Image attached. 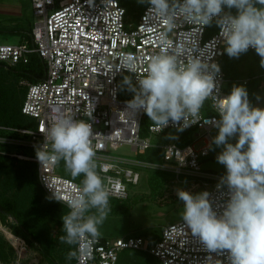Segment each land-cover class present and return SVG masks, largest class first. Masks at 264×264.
<instances>
[{
  "label": "built area",
  "instance_id": "built-area-1",
  "mask_svg": "<svg viewBox=\"0 0 264 264\" xmlns=\"http://www.w3.org/2000/svg\"><path fill=\"white\" fill-rule=\"evenodd\" d=\"M31 5L36 20L30 40L0 43V61L11 65L27 63L31 54L44 61L40 79L21 81L27 87L21 112L34 119L35 124L30 128L0 126V145L21 147L0 152L35 162L41 190L67 207L54 198L63 201L81 183L63 176L59 164L40 165L36 155L22 148L39 151L43 142L40 130L58 117L72 116L92 126L94 163L110 198L127 199V185L138 183L137 168L145 166L172 174L173 187L192 185L200 192L207 191L213 209L220 214L228 199L227 188H217L224 174L202 168V160L210 155L212 132L216 129L213 121L219 119L211 97L204 102L198 118H189L198 121L179 131L174 141L157 144L151 141V134L177 130L178 126L170 121L159 131V126L152 122L146 130L150 135H142L146 113L130 112L126 102L131 98H120L118 85L120 75L128 73L135 80V76L145 72L153 55L166 51L184 63L196 57L209 66L218 64L213 91L220 97L227 96L228 80L221 67L224 45L216 23L197 26L176 17L169 31L163 21L147 12V4L135 21L127 20L129 14L119 0H31ZM162 33L170 42L168 48L161 45ZM125 58L135 63V73L123 67ZM248 79L241 82L246 84ZM185 133H189L188 141L179 143ZM122 145L133 146L135 150L161 149L162 162L148 163L109 154ZM8 240L16 257L0 264H23L29 244L17 235L16 240H10L9 236ZM125 249L146 250L159 264H228L226 250L210 252L199 237L183 226L182 219L164 226L159 238L151 241L141 235L100 236L92 245L91 258L73 259L69 264H117L120 252Z\"/></svg>",
  "mask_w": 264,
  "mask_h": 264
},
{
  "label": "clouds",
  "instance_id": "clouds-1",
  "mask_svg": "<svg viewBox=\"0 0 264 264\" xmlns=\"http://www.w3.org/2000/svg\"><path fill=\"white\" fill-rule=\"evenodd\" d=\"M147 4L155 18L170 31L176 17L185 23L205 26L213 21L219 28L224 52L238 58L249 48L260 57L264 67V0H138ZM235 8L236 12L224 9ZM163 48L170 47L166 34L160 36ZM130 73L136 65L122 61ZM219 66H211L193 57L186 63L162 51L153 55L142 75L124 76L119 87L132 93L127 106L133 114L140 110L159 131L171 121L182 131L198 120L204 102L210 97L219 115L214 120L217 134L212 144L222 146L216 160L226 172L217 188H227L228 199L220 214L213 209L209 193H191L177 188L183 202L180 213L183 226L199 237L210 252H227L228 264H264V108L250 105L246 89L234 85L227 96L214 91V75ZM43 142L36 157L40 165L64 162L72 177L83 175L77 191L63 201L69 211L61 216L62 243L76 246L67 259L91 258L92 245L101 236L99 226L112 209L109 190L96 171L95 152L91 144L90 123L72 116L58 117L41 129ZM236 138L233 144L229 142ZM48 187L49 185L46 184ZM50 189V187H49Z\"/></svg>",
  "mask_w": 264,
  "mask_h": 264
},
{
  "label": "rangeland",
  "instance_id": "rangeland-1",
  "mask_svg": "<svg viewBox=\"0 0 264 264\" xmlns=\"http://www.w3.org/2000/svg\"><path fill=\"white\" fill-rule=\"evenodd\" d=\"M126 7V6H125ZM129 8V7H128ZM130 9V8H129ZM140 9L132 8L128 11L129 21H135L140 13ZM10 42V41H9ZM0 43H8L3 39H0ZM221 67L225 74L230 77L225 83V89L228 90L230 86L241 85V80L246 77L254 75V77L262 76L260 85V95L264 96V67L260 65V57L255 51L248 50L246 53H242L238 58L227 57L221 60ZM131 76L128 73H124L118 78V85H120L124 76ZM242 86V85H241ZM246 88V86H243ZM120 98H132V93L121 89L119 87ZM253 106V104H252ZM147 117V115H145ZM35 124L34 119L24 116V127L30 128ZM217 134V129H214L212 136ZM142 135H150L147 131ZM179 135L177 130H166L158 134H151V141L157 144H164L170 141H174ZM184 135V134H183ZM236 138H232L229 142H233ZM8 150L20 149L21 147L5 146ZM24 152L31 155H36L35 148L23 147ZM222 150L221 147H217L211 144L210 155L202 160V168L221 172L225 170V167L218 163L216 160L217 153ZM161 149L150 147L146 150H135L133 146L122 145L118 150H111L109 154L116 156H123L129 159H135L148 163L162 162ZM59 172L66 177H70L77 182L81 183L83 175L78 177H72L65 169L64 162L59 163ZM137 170L140 173V179L137 184H128L127 189L129 197L124 200H118L109 197V206L112 209L107 215V218L102 225L99 226L101 236L117 237L122 235H141L145 240H155L159 238L161 230L164 226L176 222L181 219L180 213L182 212L183 202L176 196V189L181 188L184 185H174L171 183L173 175L169 172H162L145 166L138 167ZM104 181V180H103ZM200 189H194L191 193H198ZM38 200L36 202L37 209L40 215L48 223L52 232L57 238V243L61 242L59 237L62 231L61 216L68 211L63 206L54 203L47 198L41 190H38ZM9 222L16 224L15 220L9 218ZM10 230L5 224L0 222V233L6 238L8 242V236L6 231ZM9 232V231H8ZM12 233V232H10ZM14 234V233H12ZM15 235V234H14ZM66 245V249H64ZM30 249V252L28 250ZM72 245L61 242V246H58L57 254H60L63 258H67L69 251H71ZM24 254L23 259L36 256L40 257L41 252L35 247L31 246ZM60 259V264H64L66 259Z\"/></svg>",
  "mask_w": 264,
  "mask_h": 264
},
{
  "label": "trees",
  "instance_id": "trees-1",
  "mask_svg": "<svg viewBox=\"0 0 264 264\" xmlns=\"http://www.w3.org/2000/svg\"><path fill=\"white\" fill-rule=\"evenodd\" d=\"M123 6H126L127 12L135 9H142L146 4H141L138 0H119ZM130 9H129V8ZM235 14L236 9H224ZM27 40H30V34ZM20 43V42H19ZM255 51L254 49H248ZM227 57L224 52L223 58ZM45 68L44 61L37 55L31 54L27 63L18 62L9 64L0 61V126L5 127H24V116L21 112V106L24 101L27 87L21 83L23 80L35 81L40 79ZM225 74V72H224ZM227 80L230 77L225 74ZM249 78L246 84L248 100L250 105L257 98L262 76ZM233 86L228 90L231 91ZM152 123L148 117L143 119L142 134L147 130V125ZM4 133V132H3ZM189 139V133H185L179 140V143H186ZM236 142V139L232 142ZM6 149L5 145H0V150ZM8 150V148L6 149ZM162 152V151H161ZM226 169L221 173L225 174ZM186 191L192 192L197 189L196 186L185 185L181 187ZM41 190L37 181L36 163L28 160H21L9 154L0 152V222L9 227L10 231L17 236L23 237L26 242L35 246L42 254L53 262V252L58 250L61 242L57 243L52 229L45 219L40 215L36 202ZM42 191V190H41ZM42 193L49 198L43 191ZM177 196V195H176ZM52 200L51 198H49ZM54 203L59 204L52 200ZM67 211L69 209L62 204ZM8 214L13 217L16 224L9 222ZM64 235L63 229L60 236ZM151 241V240H149ZM64 245V249H66ZM74 249L75 246L72 245ZM72 249V250H73ZM16 257L13 246L0 233V262L9 263ZM63 258V257H62ZM64 264H69L72 260L67 258ZM117 264H159L157 259L146 250L125 249L120 252Z\"/></svg>",
  "mask_w": 264,
  "mask_h": 264
},
{
  "label": "crops",
  "instance_id": "crops-1",
  "mask_svg": "<svg viewBox=\"0 0 264 264\" xmlns=\"http://www.w3.org/2000/svg\"><path fill=\"white\" fill-rule=\"evenodd\" d=\"M35 20L31 0H0V39L12 44L27 40ZM253 106L264 108V96L260 95V90ZM208 171L216 172L211 169ZM52 256L53 262L41 255L40 257L33 256L26 261L24 259L23 264H60L62 256L57 254V251H54Z\"/></svg>",
  "mask_w": 264,
  "mask_h": 264
},
{
  "label": "bare ground",
  "instance_id": "bare-ground-1",
  "mask_svg": "<svg viewBox=\"0 0 264 264\" xmlns=\"http://www.w3.org/2000/svg\"><path fill=\"white\" fill-rule=\"evenodd\" d=\"M6 232H7V235H9L10 240H12V241L16 240V235H14L8 231H6Z\"/></svg>",
  "mask_w": 264,
  "mask_h": 264
},
{
  "label": "water",
  "instance_id": "water-1",
  "mask_svg": "<svg viewBox=\"0 0 264 264\" xmlns=\"http://www.w3.org/2000/svg\"><path fill=\"white\" fill-rule=\"evenodd\" d=\"M8 217L11 218V219H13V217L10 214H8Z\"/></svg>",
  "mask_w": 264,
  "mask_h": 264
}]
</instances>
